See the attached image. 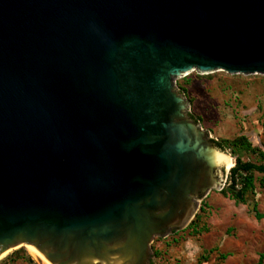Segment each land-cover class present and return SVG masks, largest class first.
I'll return each mask as SVG.
<instances>
[{
	"label": "water",
	"instance_id": "water-1",
	"mask_svg": "<svg viewBox=\"0 0 264 264\" xmlns=\"http://www.w3.org/2000/svg\"><path fill=\"white\" fill-rule=\"evenodd\" d=\"M192 72L264 76V0H0V259L150 264L232 168Z\"/></svg>",
	"mask_w": 264,
	"mask_h": 264
},
{
	"label": "rangeland",
	"instance_id": "rangeland-1",
	"mask_svg": "<svg viewBox=\"0 0 264 264\" xmlns=\"http://www.w3.org/2000/svg\"><path fill=\"white\" fill-rule=\"evenodd\" d=\"M176 87L187 98L189 115L212 141L245 136L253 147L264 151V76L192 72L177 79ZM224 153L229 157V169L235 157L229 150ZM241 160L258 162L253 154L241 155ZM253 177L255 188L246 205L236 204L220 191L210 192L200 200L192 219L199 217V225L207 232L192 235L188 225L186 230L155 239L150 264H255L264 253V220L254 219L252 206L264 213V186L259 184L262 175L254 173ZM228 183L229 170L224 187ZM14 251L0 259V264H38L29 254L31 262L10 256ZM221 255L226 258L222 260Z\"/></svg>",
	"mask_w": 264,
	"mask_h": 264
},
{
	"label": "trees",
	"instance_id": "trees-1",
	"mask_svg": "<svg viewBox=\"0 0 264 264\" xmlns=\"http://www.w3.org/2000/svg\"><path fill=\"white\" fill-rule=\"evenodd\" d=\"M214 144L222 151L229 150L232 157H235V164L229 170V183L225 185L220 193L223 196L233 200L236 204L246 205L248 202V195L252 194L255 188V180L253 177L254 173L262 175V177L259 179V184L261 187L264 186V151L260 148L253 147V145L245 136H237L230 140L214 141ZM244 154L256 155L258 162H243L241 160V155ZM201 212H203L202 209ZM252 213L255 220H264V213H260L257 210V206L255 204L252 206ZM199 223L200 218L196 216L186 229L190 230L189 233L192 235H199L201 233L207 232V228L200 226ZM13 255L19 256L20 258L31 262L30 256L28 255L25 248H20L17 251H14L10 256ZM156 255L157 253H154V256ZM225 258L226 255H221L222 260ZM263 263L264 253L259 255L255 264Z\"/></svg>",
	"mask_w": 264,
	"mask_h": 264
},
{
	"label": "bare ground",
	"instance_id": "bare-ground-1",
	"mask_svg": "<svg viewBox=\"0 0 264 264\" xmlns=\"http://www.w3.org/2000/svg\"><path fill=\"white\" fill-rule=\"evenodd\" d=\"M228 159H229V157H228ZM229 164H230V162H229ZM25 249L27 250L28 254L31 255L35 261H37L36 258H35V256H34V254H33V252H32V250L30 249V247L27 246ZM4 256H6V255H4ZM4 256H3V257H4ZM3 257H2V258H3ZM2 258H1V259H2Z\"/></svg>",
	"mask_w": 264,
	"mask_h": 264
},
{
	"label": "flooded vegetation",
	"instance_id": "flooded-vegetation-1",
	"mask_svg": "<svg viewBox=\"0 0 264 264\" xmlns=\"http://www.w3.org/2000/svg\"><path fill=\"white\" fill-rule=\"evenodd\" d=\"M191 117V116H190ZM193 119V117H191Z\"/></svg>",
	"mask_w": 264,
	"mask_h": 264
}]
</instances>
